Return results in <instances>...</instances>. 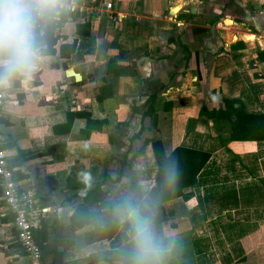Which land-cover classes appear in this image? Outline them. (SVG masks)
<instances>
[{"label": "crops", "instance_id": "0c3cea01", "mask_svg": "<svg viewBox=\"0 0 264 264\" xmlns=\"http://www.w3.org/2000/svg\"><path fill=\"white\" fill-rule=\"evenodd\" d=\"M64 1L77 10L57 32L56 54L7 81L0 124L8 159L21 153L13 169L33 216L48 228L42 264H120L118 206L130 194L176 241L171 264H242L264 249V139L233 140L229 119L199 115L236 99L264 116V0ZM153 139L167 154L210 155L162 211ZM12 221L0 195V264H32Z\"/></svg>", "mask_w": 264, "mask_h": 264}, {"label": "clouds", "instance_id": "9594fccd", "mask_svg": "<svg viewBox=\"0 0 264 264\" xmlns=\"http://www.w3.org/2000/svg\"><path fill=\"white\" fill-rule=\"evenodd\" d=\"M64 5L60 0H0V82L28 78L42 59L41 25ZM174 166L168 179L174 176ZM155 211L135 195L122 197L118 216L126 222L120 264H171L176 248L154 224Z\"/></svg>", "mask_w": 264, "mask_h": 264}, {"label": "trees", "instance_id": "16d2710c", "mask_svg": "<svg viewBox=\"0 0 264 264\" xmlns=\"http://www.w3.org/2000/svg\"><path fill=\"white\" fill-rule=\"evenodd\" d=\"M190 15L193 16L192 14ZM67 20L68 15L64 14L62 16L63 23L67 22ZM218 21L219 19H215L211 23L216 24ZM40 31L42 55L47 56L56 54V46L62 36L56 33V26L54 23L49 22L41 26ZM75 49L76 42L61 45L60 54L62 57L69 58L70 55L75 52ZM155 98L156 97H153L152 99L154 100ZM199 115L209 122L215 118L229 119L233 128V140L264 139V116H255L247 113L243 104L236 99H225L224 107L220 109L209 110L206 107H202ZM1 123L2 119H0V124ZM152 144L159 169L155 189L160 200V204L157 207L162 211L164 209L162 205L163 202L183 197V190L196 184L197 176L209 160L210 155L183 147H176L170 154H167L161 139H153ZM20 155L21 153L18 152L17 156L8 159L10 168H16L21 164L17 161ZM173 166L175 173L172 179L169 180L168 171ZM13 174L16 180L24 178V175H22L20 171H14ZM2 194L3 190L2 187H0V195ZM124 227H126V222ZM47 236L48 228L46 224L42 223L41 228L35 233L36 240L42 251Z\"/></svg>", "mask_w": 264, "mask_h": 264}, {"label": "built area", "instance_id": "2783aa9c", "mask_svg": "<svg viewBox=\"0 0 264 264\" xmlns=\"http://www.w3.org/2000/svg\"><path fill=\"white\" fill-rule=\"evenodd\" d=\"M64 5L56 14L41 26L47 23H54L56 33L63 24L62 16L68 15V19L77 10L75 6H67L64 0H60ZM108 7H111L109 4ZM9 85L7 82H0V119L6 114L7 90ZM54 100L53 98L50 100ZM8 154L2 147L0 137V187H2V199L5 201L8 212L13 216V227L16 232V241L26 255L31 257L32 264H42L43 252L39 246L35 233L41 228V224L35 219L32 213V197L31 194L23 189L14 178L15 169L10 168L8 162Z\"/></svg>", "mask_w": 264, "mask_h": 264}, {"label": "rangeland", "instance_id": "374dc122", "mask_svg": "<svg viewBox=\"0 0 264 264\" xmlns=\"http://www.w3.org/2000/svg\"><path fill=\"white\" fill-rule=\"evenodd\" d=\"M242 264H264V249L257 251L249 259H243Z\"/></svg>", "mask_w": 264, "mask_h": 264}, {"label": "water", "instance_id": "95a60500", "mask_svg": "<svg viewBox=\"0 0 264 264\" xmlns=\"http://www.w3.org/2000/svg\"><path fill=\"white\" fill-rule=\"evenodd\" d=\"M69 73H71L73 76H75V79L77 81L81 80V76L79 74L75 73L74 71H70Z\"/></svg>", "mask_w": 264, "mask_h": 264}, {"label": "bare ground", "instance_id": "6f19581e", "mask_svg": "<svg viewBox=\"0 0 264 264\" xmlns=\"http://www.w3.org/2000/svg\"><path fill=\"white\" fill-rule=\"evenodd\" d=\"M179 9H180V7H178V8L176 9V12L179 11ZM230 21H231V20H230ZM226 22H228V24H229V21H226Z\"/></svg>", "mask_w": 264, "mask_h": 264}]
</instances>
